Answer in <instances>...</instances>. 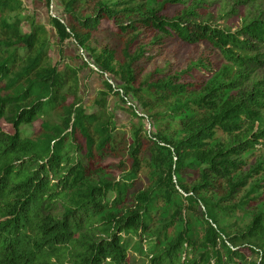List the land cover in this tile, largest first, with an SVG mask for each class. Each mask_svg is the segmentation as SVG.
<instances>
[{"label": "trees", "instance_id": "obj_1", "mask_svg": "<svg viewBox=\"0 0 264 264\" xmlns=\"http://www.w3.org/2000/svg\"><path fill=\"white\" fill-rule=\"evenodd\" d=\"M123 7L112 0H66L65 16L60 17L54 6L52 23L59 42L72 40L84 49L91 47L98 33L107 30L126 36L141 28L164 32L169 29L173 39L193 45L207 42L239 67V73L228 83L207 88L202 99L188 101L176 97L200 87L188 82L189 72L198 68L193 76L198 79L206 70H212L209 65L200 62L179 74L140 82L129 66H123L121 71L115 68V54L107 47L95 53L102 65L96 67L103 79L107 76L115 81V74L125 83L124 87H113L105 80L107 91L125 104V98L131 102L128 92L134 93L148 113L144 114L146 121L164 117L169 120L163 124L178 126L172 120L177 116L219 107L217 114L191 122L190 132L174 143L157 137L169 148L173 161L171 181L173 174L187 169L198 174L194 192L223 189L225 200L231 199L246 183L241 177L232 180L243 165L241 156L264 146V79L251 86L244 80L248 68L264 63L260 60L263 54H255L264 46V10H257V17L247 19L239 30L231 32L197 21L193 11L172 20L155 15L125 20L132 10ZM22 11L21 0H0V91L6 92L0 96V120L6 117L11 126V132L0 129V264H139L142 258H146V264H246L248 254L257 260L249 264H264V219L260 216L242 235H228L210 225L206 241L221 243L222 254H205L203 260L192 257L194 243L185 235L158 250L150 247L149 252L134 241L144 238L155 214L152 189L139 194L134 205L126 208L123 205L129 180L135 179L133 169L121 183L94 182L92 175L103 169L101 154L113 153L122 139L118 141L110 121L105 123L98 112L83 105L78 69L51 66L45 27L30 18L9 19L11 13ZM26 20L29 33L22 31ZM131 37L132 45L134 36ZM238 86L236 96L219 106L216 99L222 89ZM100 105L104 108L105 102ZM132 105L134 112L141 115V106ZM156 106H164V112H157ZM53 116H60V128L48 122ZM38 119L47 121L37 139L22 137L21 127ZM256 122L257 131L246 127ZM217 133L230 138L225 143H215ZM141 140L140 133L133 134L129 146L135 163ZM118 208L121 211L117 215L107 212Z\"/></svg>", "mask_w": 264, "mask_h": 264}, {"label": "rangeland", "instance_id": "obj_2", "mask_svg": "<svg viewBox=\"0 0 264 264\" xmlns=\"http://www.w3.org/2000/svg\"><path fill=\"white\" fill-rule=\"evenodd\" d=\"M21 1L23 11L11 13L9 19H13L15 16L30 18L34 19L37 25L45 27L51 66H56L59 70H63L66 65L78 69L80 97L83 105L96 113L98 112L105 123L110 121L111 128L116 130L114 133L118 141L122 139V143L116 147L113 153L101 154L100 164L103 169L98 174L92 175L94 182L118 181L121 183L127 179L125 177L133 169L135 179L129 180L126 203L123 205L126 208H131L134 205L139 194L152 189L151 198L155 202V214L144 238L134 240L145 252L163 248L176 237L185 235L194 243L192 257L203 260L205 254L215 255L217 252L222 254L221 243L206 241L210 225H213L214 228L219 227L228 235H242L252 225L256 217L260 216L264 219V146L245 152L241 156L243 165L232 176V180L241 177L245 178L246 183L231 199L225 200L226 194L223 189L212 193L194 192L193 188L199 180L198 174L185 169L173 174L172 181L170 180L169 172L173 161L169 154V148L164 147L163 140L157 136L163 137L167 142L174 143L190 132L189 124L191 122L217 114L219 107L206 112L195 110L177 116L172 120L178 123V126L163 124L169 120L164 117L154 119L151 117L149 121H146L144 114L148 113L138 97L134 93L128 92L131 102L136 106L140 105L143 109L144 113L142 112L141 115H137L133 107L127 108L119 96L110 94L103 77L99 72L92 70L90 65L102 66L97 61L95 53L100 54L106 47L115 54V68L121 71L123 66H129L140 82L147 78L152 81L167 75L179 74L200 62L209 65L212 70L210 72L206 70V73L198 79L193 78L196 76L195 72L198 68L189 72L188 82H196L200 84V87L188 95L176 97L178 100L188 101L202 99L207 88L216 84L228 83L239 73L241 70L239 67L224 58L220 51L214 49L207 42L193 45L177 38L173 39L169 29H167V33L155 28H141L134 34L126 36L107 30L98 33L91 42V47L84 49L72 40L61 44L53 27L50 6L53 3L55 14L64 17L66 0ZM116 1L124 4L123 8L132 10L126 14L125 20H144L148 15L172 20L179 14L193 11L197 21L209 22L211 25L231 32L239 30L247 19L257 17V10H264V0H112V2ZM22 31L24 33L31 32L29 21L26 20L23 23ZM131 36H134L132 45ZM234 52H237L235 48ZM258 53L263 54L260 60L264 61V46L255 54ZM241 54L248 57L254 56V54L248 53ZM157 71L162 75L153 76ZM245 74L244 80L249 86L264 79V63L259 67L248 68ZM114 78L118 85L125 86L119 75L114 74ZM239 90V86L223 88V92L216 99L218 105L221 106L236 96ZM5 94V91H0V96ZM104 102L105 105L102 108L100 104H104ZM155 110L163 113L165 107L156 106ZM45 121L47 119H38L34 124L22 126L20 129L22 137L31 140L37 139ZM48 122L52 127L60 128L62 124L60 116H53ZM246 127L257 131L259 122H256L255 125L249 123ZM0 129L11 132V126L6 117L0 120ZM137 133H140L142 137L140 141L142 146L139 149V154L135 155L138 159L135 163L129 154V146L133 143V134ZM155 136L158 141L149 140ZM229 138L230 136L227 134L217 133L215 143H225ZM220 208L226 210L228 215H225ZM120 211L121 209L118 208L107 212L117 215ZM146 261V258L138 259L139 264H146ZM252 262L257 263V260L248 254L246 264Z\"/></svg>", "mask_w": 264, "mask_h": 264}, {"label": "built area", "instance_id": "obj_3", "mask_svg": "<svg viewBox=\"0 0 264 264\" xmlns=\"http://www.w3.org/2000/svg\"><path fill=\"white\" fill-rule=\"evenodd\" d=\"M50 12H51L52 16H54V5H53V3L50 6ZM90 68L92 70H94L95 72H99L100 71L95 65H90ZM104 80H107L113 87H116L118 85L113 79H110L107 76H104ZM121 95L123 96V92L121 93ZM125 101H126V106L127 107H130V106L133 107L132 103L127 98H125ZM136 112L138 114H140V112H139V110L137 108H136Z\"/></svg>", "mask_w": 264, "mask_h": 264}]
</instances>
